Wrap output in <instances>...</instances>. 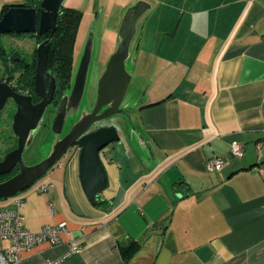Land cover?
I'll return each mask as SVG.
<instances>
[{"label":"crops","instance_id":"0c3cea01","mask_svg":"<svg viewBox=\"0 0 264 264\" xmlns=\"http://www.w3.org/2000/svg\"><path fill=\"white\" fill-rule=\"evenodd\" d=\"M135 1L98 5L117 31ZM146 1L138 54L147 66L154 61L150 85L157 83L133 109L138 138L118 132L100 151L107 184L96 204L81 185L78 147L17 195L27 229L65 222L67 232L58 244L22 250L15 264H264V0ZM94 3L63 5L83 17ZM214 156L223 166L208 171ZM17 196L0 199V210L15 208ZM130 241L139 244L125 257Z\"/></svg>","mask_w":264,"mask_h":264},{"label":"water","instance_id":"95a60500","mask_svg":"<svg viewBox=\"0 0 264 264\" xmlns=\"http://www.w3.org/2000/svg\"><path fill=\"white\" fill-rule=\"evenodd\" d=\"M64 1L29 0L27 6L10 5L0 14V34L37 32L38 36H43L46 32H50L49 36L36 46L34 82L41 100L37 104H32L30 96H18L8 91L5 93V96H13L17 104V111L12 117V132L17 137V146L0 160V176L6 175L16 167L18 170L12 176L0 181V199L15 197L32 187L73 147L80 148V181L91 203H97L99 192L107 184L100 151L106 145L118 141L119 134L113 126L90 128L94 122L123 113L120 106L131 79L125 67V60L130 53L135 56L139 49L145 19L139 25V33L138 23L152 5L146 0H137L124 11L118 29V45L109 56L97 81L92 109L83 112L71 123L64 135L60 136L65 129L69 113L79 106L86 87L93 54V30L91 31L77 67L72 89L60 99L51 118V138L56 135L58 137L53 139L51 150L45 158L27 165L23 155L30 150L41 128L45 109L52 100V94L49 98L45 94L46 81L49 77L47 60L52 34L64 11ZM52 89L54 90L53 83Z\"/></svg>","mask_w":264,"mask_h":264},{"label":"rangeland","instance_id":"374dc122","mask_svg":"<svg viewBox=\"0 0 264 264\" xmlns=\"http://www.w3.org/2000/svg\"><path fill=\"white\" fill-rule=\"evenodd\" d=\"M94 1L97 4V1ZM4 2H6V0H0V10ZM98 4H105V0H98ZM98 4L96 5V9L93 12H91L89 9V12L83 15L82 19L79 22V26L77 28L74 40L73 56L76 61L81 51H83L85 47L89 34L93 30V54L91 58L92 60L90 66V73L84 100V102L87 104L86 110H89L91 105L94 103L97 81L105 68V64L109 56L116 50L118 45V29L117 31L114 30L116 21L112 17H110L111 14L108 15V12L101 13L102 7ZM128 7H126V9ZM34 43V38L30 37L27 34H1L0 56L2 53H4L6 56H10L12 55L11 52L14 51L29 53V51L34 48ZM132 48L133 44L131 45V52ZM138 53L139 49L135 56L130 53V56L125 60V67L129 75L131 76V79L123 102L120 106V108L123 109V113L111 115L107 118L100 120V123H97L98 125L102 124L104 126H113L119 133L124 132L125 136L130 142H133L132 139L138 138L137 132L140 127L138 112L133 110L132 106L142 104L145 102V100H148L149 98L153 97L154 85L155 83H157L153 80L150 85V73L154 61L152 60L150 63L148 62L147 66L146 53L143 51L140 54ZM204 55L208 56V53H204ZM3 59L6 58L4 57ZM143 68L147 69L144 76L142 72ZM133 72L134 74L132 75ZM135 75H137L138 77L134 78ZM158 76H160V74ZM158 76L155 75L154 78ZM66 130L67 127H65L63 133L60 134V136H63ZM46 133L47 130H44L43 128L36 135L31 145L33 146V149H36V152L34 151L33 155L29 156L28 152L24 153L23 159L27 165L37 163L49 154L53 139L55 137V139H57L58 135L50 138L48 134L46 135ZM0 134L2 136V132H0ZM0 147H2L1 142ZM1 150L0 154H3V151ZM141 151L143 152L142 149Z\"/></svg>","mask_w":264,"mask_h":264},{"label":"flooded vegetation","instance_id":"af4514ba","mask_svg":"<svg viewBox=\"0 0 264 264\" xmlns=\"http://www.w3.org/2000/svg\"><path fill=\"white\" fill-rule=\"evenodd\" d=\"M25 5L26 6L29 5V0H27ZM55 32L52 34L51 42H52ZM7 34H27L30 37L34 38L35 43H34V48L31 49L29 53L27 52L22 53L20 51L18 52L14 51V52H11L12 55L10 56H6L4 53H2L0 56V132H2V136L0 134V137H1L0 142H1V146L3 147V149L2 147H0V150L2 149L1 151H3V154H0V160H2L5 154H7L9 151H11L17 146V137L12 132V117L14 113L17 111V104L15 103L13 96H10V97L5 96V93L6 91H8V93L12 92L18 96H22V95L30 96V101L32 102V104H37L41 100L40 96L38 95L35 89V82H34L35 81V65H36V62H35L36 46L38 45L39 42L46 39L49 36L50 32L49 31L46 32L43 36H38L37 32L7 33ZM38 37H40V39H38ZM51 42H50V46H51ZM82 52L83 51H81L77 60L76 61L74 60L75 64H74L73 70L70 76L68 77L69 79L68 83L65 84L64 86H61L58 83L54 70L48 66V61H47V71L49 73V77L46 81L45 94L47 98H49L50 95L52 94V100L50 101V103L45 109L44 118H43V122L41 124L40 130L43 128L44 130L46 129L47 130L46 135L48 134L50 138L52 136V132L50 130V123H51L52 115L55 112L60 99L65 94H69L72 89V85L74 82L75 74L77 71V67H78ZM4 57L6 59H3ZM90 66H91V62L89 65L88 78H89V73H90ZM52 83L54 84V90L52 89ZM86 88H87V83H86V87L83 93L82 100L79 106H77L75 110L69 113L65 127L68 128L71 125V123L75 121L77 118H79V116L83 112L90 111L92 109L93 104L91 105L89 110H86L87 104L84 102ZM135 107H133L132 109H135ZM98 122L99 121L94 122L90 129H96L98 127L104 126L102 124L98 125L97 124ZM17 170L18 168L16 167L11 172L7 173L6 175L0 176V177L2 179H4L5 177L8 178L12 176Z\"/></svg>","mask_w":264,"mask_h":264},{"label":"built area","instance_id":"2783aa9c","mask_svg":"<svg viewBox=\"0 0 264 264\" xmlns=\"http://www.w3.org/2000/svg\"><path fill=\"white\" fill-rule=\"evenodd\" d=\"M264 142L259 143V146ZM231 153L234 156H242V149L239 145L231 146ZM224 160L221 156H214L206 160V169L208 171L219 170L223 166ZM47 183L40 184L39 191H44ZM15 208L0 210V240L10 241L8 248L0 246V264H15L19 260L22 250H32L42 242H48L52 245L61 241V236L67 232L65 222L56 225L43 226L39 231H31L25 227V217L22 212L23 198L17 196L14 199ZM78 246L71 247V251ZM43 264H55V261L47 260Z\"/></svg>","mask_w":264,"mask_h":264},{"label":"trees","instance_id":"16d2710c","mask_svg":"<svg viewBox=\"0 0 264 264\" xmlns=\"http://www.w3.org/2000/svg\"><path fill=\"white\" fill-rule=\"evenodd\" d=\"M9 6L7 4L3 5L0 13L6 11ZM81 18L82 12L80 10L64 7L51 42L47 60L48 66L54 70L57 81L61 86L68 83V77L74 67V40ZM1 180L3 179L0 177ZM138 244L137 241H130L126 247L121 248V253L125 257L129 256L136 250Z\"/></svg>","mask_w":264,"mask_h":264}]
</instances>
